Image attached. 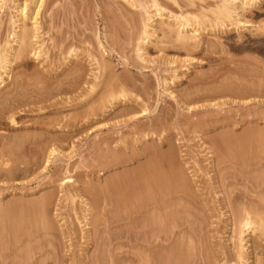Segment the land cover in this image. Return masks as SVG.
I'll use <instances>...</instances> for the list:
<instances>
[{"label": "rangeland", "instance_id": "374dc122", "mask_svg": "<svg viewBox=\"0 0 264 264\" xmlns=\"http://www.w3.org/2000/svg\"><path fill=\"white\" fill-rule=\"evenodd\" d=\"M220 2L0 0V264H264V0Z\"/></svg>", "mask_w": 264, "mask_h": 264}, {"label": "bare ground", "instance_id": "6f19581e", "mask_svg": "<svg viewBox=\"0 0 264 264\" xmlns=\"http://www.w3.org/2000/svg\"><path fill=\"white\" fill-rule=\"evenodd\" d=\"M262 1H263V0H221V2L218 3V7H217V11H218L219 13H216V14H219V19H220V20H219V19H217V20H219V22H220V21H223V22H224V21H226V20H229V21H232L231 23H233V24H234V23H237V25H239V26H240L241 24H244V23L246 24V22H243L244 19L242 20V18H241V17H242L241 10H245V9L251 8V7H253V6H257V5H259ZM43 2H44V0H36V7H35L34 11H32V12H33V13H32V19L35 20L36 22H37V20H38V17H39L40 10H41V7H42V5H43ZM155 4H156V3L154 2V5H155ZM156 5H158V4H156ZM27 8H28V6H27L26 4H24V5L21 7V10H20L21 12H20V14L24 16V15H25V11L27 10ZM215 11H216V10H215ZM187 17H189V16H187ZM187 17H186V18L183 17V18L186 19V23L189 21L188 23L191 25L193 22H190L191 20H188V19H190V18L187 19ZM35 21H34V22H35ZM182 23H185V21L182 22ZM221 23H222V22H221ZM222 24H224V23H222ZM185 25H186V24H185ZM185 25H184V26H185ZM200 25H201V24H200ZM186 26H188V24H187ZM239 26H238V27H239ZM200 27H201V26H200ZM200 27H198V28L200 29ZM240 27H241V26H240ZM37 28H38L37 26L34 27L35 30H36ZM23 29H24V28H22V32H23ZM34 29H33V30H34ZM195 29H196V28H195ZM25 30H26V28L24 29V31H25ZM33 30H32V33H33ZM37 30H38V29H37ZM193 30H194V29H193ZM197 30H198V29H197ZM197 30H195V31H197ZM27 32H28V30H27ZM34 32H35V31H34ZM18 33H19V32H18ZM29 33H30V32H29ZM16 34H17V33H16ZM20 34H21V32H20ZM23 34H24V32H23ZM23 34H21V36L19 37V39H20V41L22 40V41H24V42L22 43V41H21V42L19 41V42L22 44V46L20 47L21 44H18V45H19V46H18V47H19L18 50H21L22 47L25 48L24 43L26 42V40H25V36L27 35V33L24 34L25 36H24ZM35 34H37V33H34L33 36H34ZM179 34L181 35V33H179ZM17 35H19V34H17ZM17 35H16V36H17ZM31 35H32V34H31ZM180 35H178V37H181V39H182V38L184 39V37H182L183 34H182L181 36H180ZM185 36H186V35H185ZM26 37L28 38V36H26ZM31 37H32V36H31ZM31 37H29V38H31ZM34 37H35V36H34ZM34 37H32V38H34ZM32 38L30 39V41L28 40L27 44H28L29 42H32ZM185 38H186V37H185ZM16 40H17V38H16ZM17 42H18V40H17ZM23 45H24V46H23ZM28 45H29V47H30V44H28ZM29 47H28V49H27V52H28V50L30 49ZM34 47H35V46H34ZM26 48H27V47H26ZM26 48H25V49H26ZM35 48H37V47H35ZM31 49H32V46H31ZM31 49H30V51H29L30 53H32V52L34 51V49H33V51L31 52ZM37 49H38V48H37ZM37 49H36V50L34 51V53H33L34 56H36L37 53H38ZM39 49H40V48H39ZM39 49H38V50H39ZM24 51H25V50L22 49V52H23V53H22L21 51H20V53H19V52H16V53H19V57H21L20 54H21V53H22L21 55L25 54ZM39 51H40V50H39ZM72 51H73V50H71V52H72ZM25 52H26V51H25ZM39 54H40V52L38 53V55H39ZM74 54H75V53H74ZM0 55H1V54H0ZM15 55H16V54H15ZM15 55L12 54V56L14 57V59H16V58H15ZM25 55H26V54H25ZM72 55H73V54H72ZM72 55H71V56H72ZM76 55H77V53L75 54V56H76ZM6 56H7V55H5V56H3V57H0V61L5 60L4 58H9L8 56H7V57H6ZM12 56H11V57H12ZM17 56H18V54H17ZM17 56H16V57H17ZM23 56H24V55H23ZM23 56H22V57H23ZM73 56H74V55H73ZM73 56H72V57H73ZM11 57H10V59H11ZM19 57H18V59H21V58H19ZM76 58H77V56L75 57V59H76ZM12 59H13V58H12ZM23 59H24V58H23ZM7 60H8V59H6V61L4 62V67H5V65L8 66L7 63L11 61V60H10V61L7 62ZM12 61H13V60H12ZM74 62H76V61H74ZM74 62H73V65L77 64L79 61H78L77 63H74ZM1 63L3 64V61L0 62V64H1ZM5 63H6V64H5ZM10 63H11V62H10ZM78 64H79V63H78ZM78 64H77V65H78ZM73 65H72V63H71V67H73ZM2 66H3V65H2ZM9 66H10V65H9ZM79 66H80V64H79ZM0 67H1V66H0ZM4 67H3V68H4ZM71 67H70V65H69V68H70V69H71ZM5 68H7V67H5ZM5 68H4V69H5ZM9 68H10V67H9ZM73 68H74V67H73ZM76 68H78V67L76 66ZM10 69H11V68H10ZM68 70H69V69H68ZM74 70H75V69H74ZM5 71H6V70H5ZM8 71H9V70H8ZM8 71H7V74H8ZM69 71H70V70H69ZM77 71H78V70H77ZM71 72H73V71H71ZM77 73H79V71H78ZM80 73H81V72H80ZM73 75H74V74H73ZM75 75H77V74L75 73ZM0 77H1L0 79H3L2 76H0ZM69 77H70V76H69ZM73 77L75 78V76H73ZM70 78H71V77H70ZM77 78H78V76H77ZM80 78H82V76L79 77V79H80ZM68 79H69V78H68ZM72 80H74V79H72ZM72 80H70V81H72ZM80 80H81V79H80ZM0 81H1V80H0ZM77 81H79V80H77ZM2 82H5V81H1V83H0L1 85H2ZM11 88H12V87H11ZM93 88H94V86L92 87V89H93ZM16 89H17V88H16ZM19 89H20V88H19ZM19 91H21V90H19ZM14 92H15V91H14ZM0 93H1V92H0ZM16 93H17V92H16ZM0 95H1V94H0ZM7 95H8V94H7ZM10 96H11V95H10ZM13 96H14V95L12 94V97H13ZM16 96H17V94H16ZM16 96H15V97H16ZM5 97H7V96H5ZM3 99H4V97H3ZM8 99H9V97H8ZM8 99H7V100H8ZM0 100H1V99H0ZM9 100H10V99H9ZM1 101H2V100H1ZM8 102H9V101H8ZM12 103H13V102H12ZM2 105H3V103H2ZM3 106H4V105H3ZM8 106H9V105H8ZM12 106H13V105H12ZM14 106H15V105H14ZM6 109H7V108H6ZM13 109H14V108H13ZM2 111H3V110H2ZM7 111H8V110H7ZM7 111H6V112H7ZM255 132H257V131H255ZM255 132L253 131L251 134L253 135V133L255 134ZM246 133H247V132H245V134H244V133H243V134L246 135ZM248 133L250 134L249 131H248ZM257 133H258V132H257ZM260 133H261V132H259V133L256 134V135H257V136H258V135H260V136L263 135V136H264V133H263V132H262V133H263L262 135H261ZM251 134H250L249 136H251ZM247 135H248V134H247ZM256 135H254V136H256ZM230 136H233V135H230ZM230 136H229L228 139L231 140V141H229V140H228V141L231 143L233 140H232V138H231ZM241 136H242V134H241ZM254 136H253V137L251 136L252 139L254 138ZM260 136H258V138L262 140V138H264V137H260ZM234 137H235V136H234ZM240 138L245 139L246 137L244 138V136H243V137H240ZM240 138L237 137L236 139H240ZM255 138H257V137H255ZM258 138H257V139H258ZM247 139H248L247 142L250 143V141H249L250 138H248V136H247ZM247 139H245V140H247ZM257 139H255V140H257ZM259 139H258L257 141H258V142H259V141L261 142V140H259ZM245 140L242 141V142H244V143H241V145L244 144L243 147H244L245 145L248 146V145L245 143ZM255 140H254V143H255ZM234 141L236 142L237 140H234ZM234 141H233V142H234ZM257 141H256V142H257ZM262 141L264 142V140H262ZM229 142H226L225 144H228ZM233 142H232V143H233ZM238 142H240V140H239ZM238 142H237V143H238ZM252 142H253V141H252ZM252 142H251V143H252ZM260 142H259L258 145H261L262 142H261V143H260ZM232 143H231L230 145L228 144V147H229V146L231 147V145L235 144V143H233V144H232ZM254 143H253V144H254ZM239 144H240V143H239ZM255 144H257V143H255ZM255 144H254V146L251 144L253 147L250 146V144H249V146H250L249 148H254V147H256ZM263 144H264V143H263ZM241 145H238V146H240L239 149H241V147H242ZM261 146H262V145H261ZM263 146H264V145H263ZM55 147H56V146L52 147V148H53V149H52V152H54V153H55V151H56V149H57V148H55ZM234 147H235V146H233L232 149H234ZM224 148L227 149L226 147H224ZM228 149H231V148H228ZM232 149H231V150H232ZM237 149H238V148H237ZM239 149H238V151H239ZM242 149H243V148H242ZM242 149H241V150H242ZM247 149H248V148H247ZM234 150H236V149H234ZM241 150H240V153H241ZM243 150H245V152H243V154H246V152H247L249 149L246 151V148H244ZM243 150H242V151H243ZM251 150H252V149H251ZM57 151H58V149H57ZM57 151H56V152H57ZM236 151H237V150H236ZM236 151H233V152H236ZM238 151H237V153L239 154ZM231 152H232V151H231ZM241 154H242V153H241ZM247 154H248V152H247ZM242 156H243V155H242ZM245 157H246V156H245ZM245 157H243V158H245ZM246 161H247V160H246ZM259 163H260V162H259ZM262 164H263V163H262ZM148 168H149L148 170H150V168H151L150 165H149ZM153 168H154V166H152L151 169H153ZM151 172H152V170H151L149 173H151ZM149 175H150L149 178L153 177V176H152L153 174H149ZM151 179H152V178H151ZM112 183H113V182H112ZM112 183H110V184L113 185L114 183H113V184H112ZM262 189H263V188H262ZM47 198H48V197H47ZM49 198H50V197H49ZM52 198H53V197H52ZM45 199H46V198H45ZM45 201H46V200H45ZM42 202H43V201H42ZM43 203H44V208H43V209H44V210H48V209H45V206L47 205V202H46V205H45V202H43ZM43 203H42V206H43ZM48 203H49V202H48ZM51 203H52V202H51ZM244 205H245V204H244ZM245 206H246V208H247L248 205H245ZM245 206H244V208H245ZM244 208H243V209H244ZM251 208H252V207H251ZM249 209H250V206H249ZM245 210H246V209H245ZM250 210H251V209H250ZM250 210L245 211V212H246V215H245V216H244V214H243L244 211L242 212V215H243L244 217L242 216V217H243V222H241V223H242V226H243V223H244L245 228H247V229H252V231H253V230L255 231V229L257 228L256 226H255V228H254V224L256 223V221H254V218H252L251 216L254 215L253 213H255L256 210H254V209L252 208V210H254L253 213H252ZM261 212H262V210H261ZM259 214H260V212H259ZM255 215H258V214H255ZM255 215H254V217H256ZM262 215H263V214H262ZM262 215H260V219L258 218L259 216H257L255 219L258 218V219H259L258 221L262 220V219H261ZM263 216H264V215H263ZM262 218H263V217H262ZM240 219H241V216H240ZM263 220H264V218H263ZM262 222H263V221H262ZM255 225H256V224H255ZM243 231H244V230H243Z\"/></svg>", "mask_w": 264, "mask_h": 264}]
</instances>
